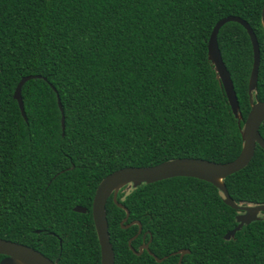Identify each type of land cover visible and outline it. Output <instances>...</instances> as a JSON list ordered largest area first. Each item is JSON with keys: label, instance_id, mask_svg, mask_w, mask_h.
<instances>
[{"label": "trees", "instance_id": "16d2710c", "mask_svg": "<svg viewBox=\"0 0 264 264\" xmlns=\"http://www.w3.org/2000/svg\"><path fill=\"white\" fill-rule=\"evenodd\" d=\"M264 0H0V238L39 250L58 264H100L91 213L100 180L127 166L178 158L233 160L250 110L252 44L234 21L217 42L238 101V116L208 58L222 17L236 15L260 48L257 85L264 100ZM21 88L25 121L13 98ZM64 112V130L57 104ZM264 138V121L259 127ZM241 205L264 203V149L224 178ZM118 201L138 221L131 241L151 235L148 252L128 240L125 210L110 196L106 216L114 264H264V212L237 225L220 190L176 176L143 183ZM81 205L86 211L75 212ZM61 241V242H60ZM4 255L0 254V259Z\"/></svg>", "mask_w": 264, "mask_h": 264}, {"label": "water", "instance_id": "95a60500", "mask_svg": "<svg viewBox=\"0 0 264 264\" xmlns=\"http://www.w3.org/2000/svg\"><path fill=\"white\" fill-rule=\"evenodd\" d=\"M229 21L237 22L245 28L252 44L253 53L252 67L248 81L250 110L244 120L241 130L242 149L240 153L233 160L227 162H215L204 158L195 157H178L151 166L122 167L104 176L95 189L91 205L93 224L100 247V264H114L115 258L114 250L110 242L106 216V202L110 195H112V199L117 204V206L125 210V216L121 220V227L127 228L132 224H138L139 226L137 233L128 240L130 249L136 254H140L144 247L148 250L147 245L140 246L138 251H136L131 246V241L141 231L140 222L132 221L128 224H123L128 219L129 211L125 205L118 202L117 194L121 188L129 185H131L133 188H136L143 183H152L176 176L198 178L200 180H205L214 184L222 193L224 202L238 212L235 216L237 225L224 235L225 239H230L243 224L259 219V213L264 212V203L256 205H241L236 203L230 197L224 183V178L226 176L241 170L250 162L251 158L253 157L256 145L264 149V138L261 136L259 131V127L264 121V100H258L256 95H253V91L257 85L258 68L260 63V48L256 35L249 23L236 15H228L220 18L214 24L209 35L207 43L208 58L217 72V76L222 83L234 115L239 117L237 111L238 101L236 94L233 89L230 74L223 62L217 42V34L219 29ZM261 23L264 28V4L261 9ZM36 77L40 76H23L14 89L13 98L17 101L19 110L25 121L27 120V117L21 96V88L27 80ZM57 104L61 113V128L64 130V112L58 97ZM216 177L222 180L221 184H217L213 181ZM73 210L75 212L84 213L86 211V207L76 205L73 207ZM189 252V249H179L178 251L173 252V254L179 255L177 264H180L182 257ZM0 254L4 255V257L0 260V264H58L59 260L58 257L55 260H52L39 250L34 249L29 245L3 238H0ZM154 258L157 262H161L164 259V257L158 258L155 255Z\"/></svg>", "mask_w": 264, "mask_h": 264}, {"label": "flooded vegetation", "instance_id": "af4514ba", "mask_svg": "<svg viewBox=\"0 0 264 264\" xmlns=\"http://www.w3.org/2000/svg\"><path fill=\"white\" fill-rule=\"evenodd\" d=\"M131 188H133V187H131ZM117 195H118V194H117ZM110 196L112 197V195H110ZM110 196H109V197H110ZM109 197H108V199H109ZM108 199H107V200H108ZM117 200H118V199H117ZM118 202H120V201H118ZM120 203H121V202H120ZM123 205H124V204H123ZM125 222H126V221H125ZM127 224H128V223H127ZM138 229H139V228H138ZM137 231H138V230H137ZM141 231H142V228H141ZM141 231H140V233H141ZM140 233H139V234H140ZM139 234H138V235H139ZM147 234H148L147 231H145V232L142 233V241H141V244L139 245V247H140V246H145V245H147V246H148V250L144 247L141 253H143V251H146V252H148L150 255H152V256L154 257V253H153L152 251H150V249H149V244H150V241H151V235H149V238L146 240V236H147ZM138 235H137V236H138ZM137 236H136V237H137ZM136 237H135V238H136ZM135 238H134V239H135ZM139 247H138V250H139ZM138 250H136V251H138ZM177 251H178V250H177ZM175 252H176V251H175ZM141 253H140V254H141ZM174 255H175V254H174ZM155 256H156V255H155ZM178 256H179V255H178ZM156 257H157V256H156ZM2 258H3V257H2ZM2 258H1V259H2ZM178 258H179V257H178ZM1 259H0V260H1ZM155 260H156V259H155ZM176 264H177V263H176Z\"/></svg>", "mask_w": 264, "mask_h": 264}, {"label": "bare ground", "instance_id": "6f19581e", "mask_svg": "<svg viewBox=\"0 0 264 264\" xmlns=\"http://www.w3.org/2000/svg\"><path fill=\"white\" fill-rule=\"evenodd\" d=\"M215 183H217V184H221V182H222V180L220 179V178H214V180H213Z\"/></svg>", "mask_w": 264, "mask_h": 264}, {"label": "rangeland", "instance_id": "374dc122", "mask_svg": "<svg viewBox=\"0 0 264 264\" xmlns=\"http://www.w3.org/2000/svg\"><path fill=\"white\" fill-rule=\"evenodd\" d=\"M131 189V185L125 187V192H128Z\"/></svg>", "mask_w": 264, "mask_h": 264}]
</instances>
